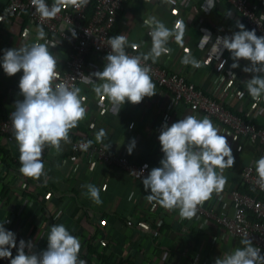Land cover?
I'll list each match as a JSON object with an SVG mask.
<instances>
[{"label":"crops","instance_id":"0c3cea01","mask_svg":"<svg viewBox=\"0 0 264 264\" xmlns=\"http://www.w3.org/2000/svg\"><path fill=\"white\" fill-rule=\"evenodd\" d=\"M204 0H179L180 14L167 0H127L114 32L127 37L129 44L138 46L146 54L151 49V18L162 21L172 29L178 22L185 25L183 45L170 39V51L157 62L185 73L197 85L210 92H220L222 99L229 100L236 108H251L246 81L252 73L242 69L249 61L240 60L234 68L241 79L239 85H226L225 80L214 68L205 51H192L199 37L197 22ZM258 8H264V0H248ZM8 0H0V11ZM233 12L229 4L222 0L215 9L205 15V22L212 25L221 13ZM241 23V22H240ZM27 22L25 18L8 16L0 19V59L4 50L20 48L33 43H41L35 36L23 35ZM251 30V29H249ZM239 31L236 22L228 30V35ZM56 57L57 74L66 69L70 47L63 39L46 43ZM229 65L234 61L230 53ZM185 55L194 57L199 67L181 63ZM100 71L106 63L98 58ZM20 73L9 77L0 66V109L15 108V102L23 100L18 87ZM264 75V74H263ZM153 82V81H152ZM96 84L101 81L95 82ZM154 83V82H153ZM156 95L145 97L140 104L126 102L118 113L108 110L111 104L106 96L94 92V83H82L81 99L86 108V118L70 130L69 136H88L96 140V133L104 129L107 135L102 141L109 150L135 155L139 160L149 161L159 167L163 157L158 136L162 125L183 119L186 115L204 118L182 102H175L172 92L156 83ZM264 102V97H261ZM102 107H106L101 111ZM253 120L264 125V114L253 111ZM227 137L235 157L233 168H227L223 175L227 183L219 193H213L206 201L219 214H232L231 189L242 187V168L245 164L258 160L255 146L249 141L234 140L229 129L218 120L209 118ZM95 126L91 127L90 124ZM132 153L127 149L132 140ZM19 146L15 138L0 134V223L6 230L21 239L31 241L38 251L46 250L50 228L63 224L70 233L81 241L80 258L87 264H103L99 255L106 256L109 264H215L240 244L242 238L231 234L215 219L197 215L189 219L179 216V211H168L149 202L142 182L130 174L120 171L106 161L86 158L77 151L73 143H61V150L47 146L45 159L46 176L39 180L23 176L19 162ZM92 184L100 189L101 204H96L87 195L85 185ZM149 229H142L141 224Z\"/></svg>","mask_w":264,"mask_h":264},{"label":"clouds","instance_id":"9594fccd","mask_svg":"<svg viewBox=\"0 0 264 264\" xmlns=\"http://www.w3.org/2000/svg\"><path fill=\"white\" fill-rule=\"evenodd\" d=\"M89 0H53L51 6L46 0H31L35 12L42 20L55 18L62 9L74 7L80 9ZM174 2V0H172ZM214 8V0H206L205 11ZM227 15H231L230 13ZM239 31L232 35L217 37L215 43L219 55L223 50L230 53L238 68L240 60L250 62L242 70L252 73L246 81L248 94L256 100L264 97V36H258L255 29L247 30L245 25L236 22ZM46 33L38 27L37 38L43 40ZM151 49L146 54L129 55V44L125 35L109 37L111 51L105 56L102 71L92 73L101 83H94L93 90L98 96H106L118 113L126 102L140 104L145 97L156 95L150 67L144 62L157 60L170 51L167 47L170 39L183 45L185 25L178 22L172 29L156 18H151ZM72 36L76 33L72 30ZM211 38L210 35H206ZM181 63L199 67V62L185 55ZM223 66L224 64L221 63ZM57 59L44 43H33L20 48L4 50L0 66L9 77L22 71L19 80L20 95L23 100L15 102L11 114L12 132L19 146L20 173L39 180L46 176L42 159L46 146L61 150V143L69 142L70 130L86 118V108L80 96L81 89L65 82L56 83ZM92 76L81 75L85 81H93ZM107 135L104 129L96 133V140L102 141ZM163 157L159 167H154L143 178L144 190H150L147 200L155 202L168 211H179L183 219L191 220L197 215L199 206L209 200L212 194L219 193L227 183L223 171L233 168L235 157L227 137L220 134L208 117L197 118L186 115L170 126L165 122L158 136ZM91 144V141L88 142ZM135 146L133 139L128 146L131 154ZM147 168V165L144 166ZM257 184L264 190V156L255 161ZM142 175L141 173H139ZM87 195L96 204H101L100 189L88 184ZM243 247H236L223 258L218 257L215 264H264L261 249L253 245L249 236L240 241ZM31 241H19L16 235L6 230L0 223V259H10V264H87L80 258L81 241L72 235L63 224L50 228L47 235V248L40 253L32 251ZM15 248L13 257L11 249ZM27 249V251H25Z\"/></svg>","mask_w":264,"mask_h":264},{"label":"built area","instance_id":"2783aa9c","mask_svg":"<svg viewBox=\"0 0 264 264\" xmlns=\"http://www.w3.org/2000/svg\"><path fill=\"white\" fill-rule=\"evenodd\" d=\"M127 0H89L88 4L80 9L67 7L53 19L42 20L35 12L31 0H8L0 11V19L12 15L25 18L27 25L23 30L25 36H35L38 27H43L46 33L41 43H48L63 39L70 47L66 69L58 73L56 83L65 82L69 85L80 87L82 83H95L98 80L92 73L100 71L98 58L104 57L111 51L109 37L115 36V26L119 21ZM222 0H214V8L205 11L206 0L201 6L197 22L199 37L191 47L192 51L203 50L210 61L213 62L217 73L225 80L226 85H239L241 79L236 70L229 65L227 50L219 55L216 38L228 35V30L234 22L246 23L251 30L255 29L258 36H264V8H258L248 0H224L229 4L233 12L221 13L212 25L205 22V15L210 14L217 3ZM51 6L53 0H46ZM174 7L175 13L180 14L179 0H167ZM93 6V12L88 15V9ZM231 14L230 16L227 14ZM72 30L76 36H72ZM210 35L211 38H207ZM131 45V44H130ZM129 55L144 54L136 46L126 47ZM150 67L151 79L154 83L172 92L175 102H182L195 112L202 113L205 117L216 119L231 131L234 140H245L252 143L258 154V158L264 156V125H258L252 118L253 111L260 110L264 114V102L253 99L248 93L251 108H236L229 100L222 99L220 92H210L197 83L185 73L171 69L159 62L151 60L144 62ZM223 63L224 66L221 64ZM250 64V62H249ZM22 71L20 77L22 76ZM81 75L92 76L93 81H85ZM263 75V74H262ZM20 80V79H19ZM101 98V96H99ZM106 107H102L104 111ZM112 104L108 110L115 111ZM13 109H0V134L13 138L11 114ZM91 127L95 124L91 122ZM74 148L86 158L95 161H106L114 165L120 171L130 174L133 178L142 182L153 168L149 161L139 160L135 155L109 150L105 143L97 142L88 136H69ZM91 141V144L88 142ZM47 146L43 150L42 159H45ZM147 165V168L144 166ZM140 175L139 173H141ZM242 183L249 190L240 187L231 189L233 213L219 214L215 207L207 206L206 202L199 206L198 214L215 219L225 229L236 237L249 236L253 245L261 249L264 255V190L257 184V173L255 161L245 164L242 168ZM149 229L145 223L140 226ZM27 243V241H25ZM19 242H17V246ZM13 257L16 249H11ZM27 251V249H25ZM35 253L41 251L32 249ZM0 264H10V259H0Z\"/></svg>","mask_w":264,"mask_h":264},{"label":"trees","instance_id":"16d2710c","mask_svg":"<svg viewBox=\"0 0 264 264\" xmlns=\"http://www.w3.org/2000/svg\"><path fill=\"white\" fill-rule=\"evenodd\" d=\"M93 12V6H90L89 7V9H88V15H91V13ZM242 24H244L245 25V28L247 29V30H249L250 29V27L246 24V23H242ZM258 125H261V124H258ZM242 190H249L248 188H247V186H242V187H240ZM100 256V259L103 261V264H109V261H108V259L106 258V256H103V255H99ZM126 264H128V263H126Z\"/></svg>","mask_w":264,"mask_h":264}]
</instances>
